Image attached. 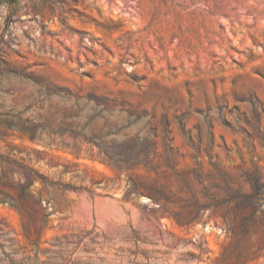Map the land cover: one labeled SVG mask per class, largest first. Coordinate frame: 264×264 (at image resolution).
<instances>
[{"label":"rangeland","instance_id":"1","mask_svg":"<svg viewBox=\"0 0 264 264\" xmlns=\"http://www.w3.org/2000/svg\"><path fill=\"white\" fill-rule=\"evenodd\" d=\"M0 264H264V0H0Z\"/></svg>","mask_w":264,"mask_h":264},{"label":"trees","instance_id":"2","mask_svg":"<svg viewBox=\"0 0 264 264\" xmlns=\"http://www.w3.org/2000/svg\"><path fill=\"white\" fill-rule=\"evenodd\" d=\"M30 172L28 173V175H30V177H32L33 179L36 177V176H38L37 175V173L36 172H34L33 170H29ZM44 182H46L45 180H44ZM47 183V182H46ZM28 186V185H27ZM27 186L26 187H23L22 188V196H24V191L27 189ZM258 188L257 187H255V194H251V195H241L238 199H239V201L240 202H242V201H245V202H248V203H252L255 199H256V197L258 196ZM10 201V200H9ZM12 201V200H11ZM11 203V205L14 207V208H16L19 212H22V209H23V205L22 204H18V203H15V202H10ZM229 201H218V202H215V203H213V204H209L208 206L209 207H213V206H221V207H228V205H229ZM242 205V204H241ZM47 217H48V215H47ZM47 217H46V219H47ZM46 219H45V221H46ZM251 221H253V218H247V217H244L243 219H242V221L240 222V228L244 231V232H247L248 231V229H247V223H249V222H251Z\"/></svg>","mask_w":264,"mask_h":264},{"label":"water","instance_id":"3","mask_svg":"<svg viewBox=\"0 0 264 264\" xmlns=\"http://www.w3.org/2000/svg\"><path fill=\"white\" fill-rule=\"evenodd\" d=\"M55 75L59 78H63V75L60 72H55ZM88 88L93 92L98 89H109V84L106 81H93ZM150 89L144 91H128V96L134 101L142 100L146 95H148Z\"/></svg>","mask_w":264,"mask_h":264},{"label":"bare ground","instance_id":"4","mask_svg":"<svg viewBox=\"0 0 264 264\" xmlns=\"http://www.w3.org/2000/svg\"><path fill=\"white\" fill-rule=\"evenodd\" d=\"M201 86V85H200Z\"/></svg>","mask_w":264,"mask_h":264}]
</instances>
